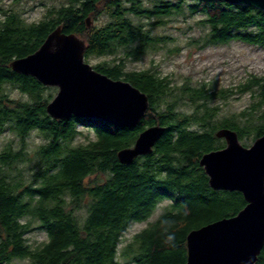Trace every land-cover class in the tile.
I'll use <instances>...</instances> for the list:
<instances>
[{
    "label": "trees",
    "instance_id": "1",
    "mask_svg": "<svg viewBox=\"0 0 264 264\" xmlns=\"http://www.w3.org/2000/svg\"><path fill=\"white\" fill-rule=\"evenodd\" d=\"M191 15L200 16L196 25L203 33L190 39L200 49L236 41L264 47V11L223 0H65L33 21L17 12L3 15L0 131L12 137L0 149V264L13 258L32 264H119L120 258L184 264L192 229L244 208L240 192L210 189L198 163L203 153L225 146L215 135L220 128L235 130L245 145L264 134V76L216 89L215 83L193 85L189 78L174 84L152 68L127 69L128 62L174 42L155 29ZM102 16L101 24H87V18ZM57 27L85 41L86 61L104 58L95 70L147 95L149 108L134 128L53 119L46 106L55 88L11 70L13 59L35 53ZM14 91L24 99L13 98ZM246 93L252 101L245 109L220 115L218 99ZM152 125L165 127L153 151L120 163L118 151ZM161 203L164 211L119 249L130 227L149 219ZM34 224L46 237L29 244ZM261 250L256 264H264Z\"/></svg>",
    "mask_w": 264,
    "mask_h": 264
},
{
    "label": "water",
    "instance_id": "2",
    "mask_svg": "<svg viewBox=\"0 0 264 264\" xmlns=\"http://www.w3.org/2000/svg\"><path fill=\"white\" fill-rule=\"evenodd\" d=\"M223 1L264 11V0ZM85 50L82 38L57 27L35 53L13 59L10 66L44 86L58 88L46 106L51 118H88L134 128L149 108L147 95L125 79H111L95 70L85 61ZM164 130L160 125L146 127L131 147L118 151L119 162L128 165L150 154ZM215 135L225 146L203 153L198 164L210 189L238 191L246 205L236 215L192 229L186 236L184 264H256L264 247V134L249 146L230 128H220Z\"/></svg>",
    "mask_w": 264,
    "mask_h": 264
},
{
    "label": "rangeland",
    "instance_id": "3",
    "mask_svg": "<svg viewBox=\"0 0 264 264\" xmlns=\"http://www.w3.org/2000/svg\"><path fill=\"white\" fill-rule=\"evenodd\" d=\"M65 0H0V20L7 12H17L28 21L41 18L46 13L47 8L60 6ZM200 19L199 15L179 16L170 19L166 25L154 30L157 34L169 35L174 38L172 44L161 47L154 51L145 53L138 61L128 62L127 69H155L161 75L173 79L174 84H181L186 79H190L193 85L201 82L215 83L216 89L227 88L240 81L246 80L250 75L264 76V47L242 43L231 42L220 45L206 46L198 48L190 43L191 38L199 37L203 32L202 28L196 25ZM105 16L93 19L90 23L101 24ZM146 24V22H145ZM178 47L174 53H168L169 48ZM104 59L103 57L92 56L86 62L95 65ZM55 88V95L58 92ZM11 96L15 99L23 100L25 96L18 91H14ZM53 97V98H54ZM52 98V99H53ZM252 101L249 94L234 95L228 99H218L221 106L220 115L227 116L231 113L240 112L245 109ZM33 134V133H32ZM12 137L7 131H0V149ZM31 142V137L28 136ZM78 138L76 141H81ZM225 142V141H224ZM254 141L245 146H249ZM32 147V146H30ZM165 208V203L157 206L149 219L134 223L123 236L119 249L123 247V242L131 234L142 230L150 221L160 215ZM30 243L42 241L46 237L45 231L34 224L32 230L27 233ZM11 264H32L29 258H13ZM119 264H132L127 259H119Z\"/></svg>",
    "mask_w": 264,
    "mask_h": 264
}]
</instances>
